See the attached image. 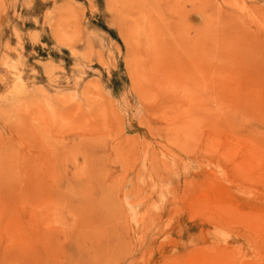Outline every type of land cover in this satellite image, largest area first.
Returning <instances> with one entry per match:
<instances>
[{
  "label": "rangeland",
  "instance_id": "374dc122",
  "mask_svg": "<svg viewBox=\"0 0 264 264\" xmlns=\"http://www.w3.org/2000/svg\"><path fill=\"white\" fill-rule=\"evenodd\" d=\"M0 264H264V0H0Z\"/></svg>",
  "mask_w": 264,
  "mask_h": 264
},
{
  "label": "bare ground",
  "instance_id": "6f19581e",
  "mask_svg": "<svg viewBox=\"0 0 264 264\" xmlns=\"http://www.w3.org/2000/svg\"><path fill=\"white\" fill-rule=\"evenodd\" d=\"M2 2H3V0H1ZM2 5V4H1ZM19 35V34H18ZM18 35H17V37H18Z\"/></svg>",
  "mask_w": 264,
  "mask_h": 264
}]
</instances>
